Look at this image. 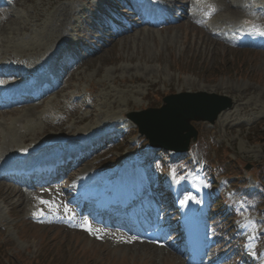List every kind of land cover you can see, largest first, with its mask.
<instances>
[{"label":"rangeland","instance_id":"1","mask_svg":"<svg viewBox=\"0 0 264 264\" xmlns=\"http://www.w3.org/2000/svg\"><path fill=\"white\" fill-rule=\"evenodd\" d=\"M1 1L5 9H0V65L13 61L20 64L22 61L27 64L28 71L39 75L38 70L45 72L44 67L49 70L53 68L51 56L60 51L65 39L71 45V51L62 49L55 56L58 58L66 53L62 57L63 66L55 73L58 75L60 70L65 73L62 82L66 86L62 87L63 91L55 95H51L52 92L49 99L44 102L48 95L35 106L22 104L19 106L21 110L4 112L6 108H0V159L11 151L25 153L24 149L35 146L41 140L45 144L39 145L45 147L58 138L53 136L69 138L74 135L93 139L98 136L99 130H106L111 135L109 131L125 121L124 126L129 128V132L123 133V129H118L116 134L119 136L112 140L115 147L91 160L86 165L87 170L92 172L100 160L109 158L110 162L106 165L102 163L101 168L118 171L119 167L114 166L121 160L143 156V161L147 162L152 172L165 173L162 181L175 183L183 189L193 177L192 171L185 170L191 168L187 161L189 158L186 159L187 163L173 162L179 156V160H182L189 154H165L151 148L139 152L134 144L140 135L127 115L149 108H161L163 98L168 95L206 92L229 96L234 105L222 113L213 125L193 122L199 133L198 149H194V155L199 160L197 167L203 166L199 157L203 153L210 161L219 162L222 171L238 183L248 181L246 168H249L247 173L256 176L264 167V145L261 143L264 138V50L249 44H233L215 36L209 29L196 26L191 21L196 16L188 8L193 2L187 7L178 4L172 7L175 0H155L156 7L169 12L166 15L174 12L180 15L182 9L186 19L174 26L169 23L171 26L167 27L134 26L131 19L129 21L133 27L127 33L122 28L132 24L125 25L111 16L106 8L98 10V0ZM198 5L194 11L200 12L198 16L206 12L214 15V25L225 28L239 25L252 33L257 25L243 26L240 17H245L247 11L255 15V5L264 8V0H208ZM213 7H219V11ZM229 7L232 8L229 10ZM186 13L191 15L190 19ZM178 15L175 16L177 21ZM109 21L113 28L109 26ZM203 23L211 24L210 21ZM262 29L264 33V27ZM103 31H107L108 35L98 42L99 38L94 37ZM67 57L68 62L79 60L75 67L66 65ZM32 75L34 78L33 73L28 78ZM12 79L19 80L2 77L1 81L9 82ZM44 80L40 78V82ZM59 82L53 79L51 86ZM76 99L78 105L73 104ZM50 107L56 108L57 116L67 117H59L58 123L54 118H45V112ZM100 144L105 147L106 141ZM134 150L137 155H133ZM45 151L42 150L41 154H45ZM96 174L104 175L102 170L96 171ZM230 185L222 178L218 186L222 190V198L230 199L225 203L234 206L233 200L237 201L241 194L229 188ZM55 188L41 187L35 191L44 190L47 194H40H56L63 200L72 196L63 194L64 189ZM19 190L13 184L0 182V264H185L175 252L170 254L166 246H162L165 249L147 246L145 242L135 241L121 232L106 233L109 236L102 238L97 230L92 234L82 228L36 225L30 216L41 207L37 193L29 189L33 191L32 196H25ZM222 198L219 191L212 188L208 219L214 224V233L222 237V243L216 249V252L220 251L218 257L227 256V260L233 261L229 264H238L243 258L235 247L232 221L227 207L221 202ZM170 200L169 196L166 202ZM46 206L63 211L62 202H58V206L53 202ZM73 212L74 207L69 209V214ZM237 215L243 220L247 218ZM169 219L167 223L173 225L179 218ZM252 224L255 225L253 220ZM112 234H117V237L110 236ZM238 256L240 259L237 261L235 257Z\"/></svg>","mask_w":264,"mask_h":264},{"label":"bare ground","instance_id":"2","mask_svg":"<svg viewBox=\"0 0 264 264\" xmlns=\"http://www.w3.org/2000/svg\"><path fill=\"white\" fill-rule=\"evenodd\" d=\"M114 1V0H113ZM195 1H203V0H175L174 3H173V6L174 7L176 4L178 5H181V6H184V7H187L190 3L193 2L196 3ZM228 1V0H227ZM150 2H154L153 0H147V3H150ZM226 2V1H225ZM122 3V2H121ZM231 3V2H230ZM122 5H127L129 6V13L131 12L130 16L131 19L135 20L134 22L135 23H139L140 21L139 20H145L144 22H148V19L147 18H141V19H137V17H139V13H138V10H137V5L135 3V0H129L127 4H122ZM122 5H119L118 7H114L113 8V11L114 12H117L119 14H121V11L123 9ZM154 5L151 4V6ZM235 5V4H234ZM177 6V5H176ZM228 6H230L228 4ZM120 8V10H119ZM189 8V7H188ZM232 8V7H231ZM229 7V10L231 9ZM172 9V8H171ZM124 10V9H123ZM150 10V9H149ZM154 10L151 8V11ZM182 10V9H181ZM233 11V10H232ZM79 12V11H78ZM234 12V11H233ZM242 12V11H241ZM149 13H152V12H149ZM175 13V12H174ZM159 15V18L161 19H166V20H169L170 18H173L172 14H167V12L163 9V10H158V13ZM240 14V13H239ZM65 15V14H64ZM237 15V14H236ZM186 16L188 19L191 18V15L189 13H186ZM195 17V16H193ZM67 18V17H66ZM239 18V17H238ZM242 18V21L243 22H247V18H245L243 15L240 17V19ZM58 19V18H57ZM186 19V18H185ZM192 20V19H191ZM38 22V21H37ZM64 22V21H63ZM39 23V22H38ZM51 23V22H50ZM61 24V23H60ZM147 24V23H146ZM54 25V23H53ZM143 25V24H142ZM171 25V24H170ZM141 26V25H140ZM138 27V26H137ZM45 28V27H44ZM59 28V27H58ZM52 29V28H51ZM59 33V32H58ZM59 46V45H58ZM56 53V52H55ZM52 61H54V54H53V58H52ZM15 62V61H14ZM27 65V64H26ZM13 77L14 78H20V74L19 73H16L14 72L13 73ZM13 77H3L5 79H10V78H13ZM31 78V79H30ZM29 80H33V75L32 77H30ZM2 82L6 83V80H3ZM20 89L23 88V87H19ZM18 89L16 88H10L9 89V92H10V95L12 94H15L17 92ZM29 91H33V88H28ZM53 91H49L47 93V95H44V96H39L37 98V100H40L41 102L45 99L46 96L50 95ZM25 103H30L32 104L33 103V100H30L28 99L27 102ZM23 103V104H25ZM22 105V104H21ZM106 108V107H105ZM26 112V111H25ZM47 116V115H46ZM45 118H48L49 117H46ZM37 119V118H36ZM50 120V119H49ZM27 121V120H26ZM103 136L105 137H108L110 136V134L108 133H104L102 135H98L96 137H94L93 139H89V138H84V137H77L74 135L69 138H67L66 136L65 137H62V138H57V139H53L48 145H46L45 147H41V148H37L35 150H31L28 152V156L26 158H24V160L22 161V164H26V161H33L35 155L37 154H40L41 155V159L39 161H36L37 163V169H40L43 167V162H46V159H48L49 157H53V156H57V155H61L64 151H67V150H71L70 152L71 153H75L77 151L80 150V143H91V142H96V141H99ZM42 150H46L45 151V154H41ZM68 152V151H67ZM7 154L6 155H2L1 156V159H0V164L4 165L6 168H4V171L5 172H8L9 171V168L13 167L17 162L16 160H9V159H6L7 158ZM44 157V159H43ZM4 159V160H3ZM21 163V162H19ZM27 167L29 168H33V166H29L27 165ZM82 167L83 165L82 164H79L77 167H72L70 168V175L66 176L65 178H63L58 184L59 186H65L67 185V183L74 179V181L77 183V184H80V187L78 190L76 189H65V192L63 194H69V195H72L71 196V202L73 205H78L79 203H82L84 205V207L86 209H90L89 211L85 212L86 215H92L93 213L96 212V210H94L91 206H92V201H89V197L94 193V194H98L99 197H98V200L100 202H102L103 204L105 205H116L119 203V199L116 198V196H112V198L110 200H103V199H100L101 196L104 194V193H108L109 191H112V194L113 192L116 193V192H119V193H122L124 192L125 194H127V199L125 200V202H127L128 199L132 198L133 200H136L137 199V194H136V180L134 179L135 177V173H133V171H136L134 165L132 162H129V163H126L122 168V172H121V175L113 178V180H102L101 178H99L97 175L95 174H90L88 172V170L86 171H83L82 172V175L81 176H77L78 173L82 170ZM34 170H32L31 172H33ZM112 174H108V176H111ZM200 184H195L193 189H192V193H190L189 195L187 196H193L191 200H185V197L187 196H184V197H179L178 200H179V203H181L180 205V208H184V213H183V216L182 218L183 219H189L188 223H187V226H190L191 228H196L198 231H203V228H204V225H203V222H201V214L203 213V208H204V204L201 203V201L199 199H197V195H193L196 194V191H195V187H199ZM52 188V190H55L56 188L54 186H50ZM45 190V188H44ZM44 190H41V191H38V193L40 194V192L42 193H45L47 194V191H44ZM19 192H21V195H25L27 196L28 194H31L30 192L29 193H25L21 190H19ZM27 194V195H26ZM43 194V195H45ZM47 196V195H45ZM58 196V195H57ZM25 198V197H24ZM64 198V197H63ZM27 199V198H26ZM29 199V198H28ZM181 201H184L186 203H182ZM191 202L192 204V207H187L188 206V202ZM60 207V206H59ZM76 211V207H74V212ZM78 211V210H77ZM73 212V213H74ZM98 212V211H97ZM72 213V214H73ZM188 215H192L191 217H188ZM77 216V215H76ZM84 216V215H83ZM108 232H120L118 230H108ZM122 233V232H121ZM119 234V233H118ZM123 235H126V236H130L127 234V232H123L122 233ZM109 236V235H108ZM106 236V237H108ZM111 236V235H110ZM131 237V236H130ZM135 240V239H134ZM176 240V239H175ZM137 241V240H135ZM177 241V240H176ZM201 241L204 242V239L203 237L201 236ZM124 242V241H123ZM146 244H149V242L145 241ZM123 244V243H122ZM126 245V243H125ZM152 245V244H151ZM167 247L168 250H170L169 252H171L173 249L171 246L169 245H164ZM180 254V252H179ZM191 255V254H190Z\"/></svg>","mask_w":264,"mask_h":264},{"label":"water","instance_id":"3","mask_svg":"<svg viewBox=\"0 0 264 264\" xmlns=\"http://www.w3.org/2000/svg\"><path fill=\"white\" fill-rule=\"evenodd\" d=\"M161 109L133 112L129 117L153 146L173 151H186L198 132L193 121L214 123L218 116L233 106L230 97L199 93H182L164 99Z\"/></svg>","mask_w":264,"mask_h":264},{"label":"trees","instance_id":"4","mask_svg":"<svg viewBox=\"0 0 264 264\" xmlns=\"http://www.w3.org/2000/svg\"><path fill=\"white\" fill-rule=\"evenodd\" d=\"M261 129H263V127ZM263 136H264V132H262V137ZM261 140H262L261 143H263V145H264V138L261 139ZM258 174H259V177H260V183L264 187V167L262 169H260V172Z\"/></svg>","mask_w":264,"mask_h":264},{"label":"snow or ice","instance_id":"5","mask_svg":"<svg viewBox=\"0 0 264 264\" xmlns=\"http://www.w3.org/2000/svg\"><path fill=\"white\" fill-rule=\"evenodd\" d=\"M261 35H264V33H261ZM173 175H175V172H173ZM192 197L191 196H187L185 197V200H191ZM182 203H184V201H181ZM41 203H48L47 201H41ZM86 223V222H85ZM89 231H92L91 228L88 229ZM98 231V230H97Z\"/></svg>","mask_w":264,"mask_h":264}]
</instances>
